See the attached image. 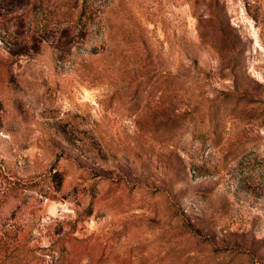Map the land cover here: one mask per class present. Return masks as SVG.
Returning a JSON list of instances; mask_svg holds the SVG:
<instances>
[{"label":"rangeland","instance_id":"rangeland-1","mask_svg":"<svg viewBox=\"0 0 264 264\" xmlns=\"http://www.w3.org/2000/svg\"><path fill=\"white\" fill-rule=\"evenodd\" d=\"M86 7L22 54L0 30V239L52 244L31 264H264V0Z\"/></svg>","mask_w":264,"mask_h":264},{"label":"trees","instance_id":"trees-1","mask_svg":"<svg viewBox=\"0 0 264 264\" xmlns=\"http://www.w3.org/2000/svg\"><path fill=\"white\" fill-rule=\"evenodd\" d=\"M3 0H0V9L4 5L12 4L16 5V8L11 11V15L1 17L0 30L3 32L11 31L9 39L14 47V54H22L32 46V42L35 40L37 29L44 31L45 29H51L55 35L57 41L65 35H74V30L81 25L82 30H87L95 20V15L86 11V0H4V4H1ZM9 13V12H8ZM7 185H4L2 189V196L7 190L15 188L12 184L19 186L16 182L7 179ZM3 237L0 239V264H31L32 255L34 251L40 250L49 252L54 250L52 244L48 247H34L28 246L23 241L14 239L13 237H6L3 233ZM56 250V255L51 257L53 261H58L62 258V252L64 246H60ZM32 255H25L28 253ZM47 254L40 252V255ZM55 263V262H54Z\"/></svg>","mask_w":264,"mask_h":264}]
</instances>
